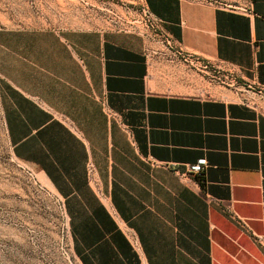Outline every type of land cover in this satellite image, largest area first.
Masks as SVG:
<instances>
[{"label":"crops","instance_id":"obj_1","mask_svg":"<svg viewBox=\"0 0 264 264\" xmlns=\"http://www.w3.org/2000/svg\"><path fill=\"white\" fill-rule=\"evenodd\" d=\"M235 2L144 0L145 33L0 29L9 143L79 264H264V0ZM216 72L261 105L206 95ZM202 158L203 183L173 171Z\"/></svg>","mask_w":264,"mask_h":264},{"label":"rangeland","instance_id":"obj_2","mask_svg":"<svg viewBox=\"0 0 264 264\" xmlns=\"http://www.w3.org/2000/svg\"><path fill=\"white\" fill-rule=\"evenodd\" d=\"M147 12L144 0H0V29L159 31ZM210 81L208 96L261 105L249 97L252 90L231 75L216 72ZM0 264H79L65 208L37 173L16 159L1 106Z\"/></svg>","mask_w":264,"mask_h":264},{"label":"built area","instance_id":"obj_3","mask_svg":"<svg viewBox=\"0 0 264 264\" xmlns=\"http://www.w3.org/2000/svg\"><path fill=\"white\" fill-rule=\"evenodd\" d=\"M204 1L206 3H212V0H201ZM233 11H238V12H243V13H250L252 12L251 6L250 4L246 3V0H236V2L234 4H232L231 6ZM148 13V17L151 20L152 27L155 28V26L157 25L158 30L160 31V23L157 19H155L154 17H152L149 13ZM155 25V26H154ZM151 29V27H149ZM153 30V29H152ZM150 163L153 165V167L158 168V167H165V168H169L168 165H164L161 162L155 161V160H151ZM209 167V162L207 159L202 158L199 159L197 161V163L189 165L186 169L185 172H180L178 169H174L173 171L181 178V179H191L194 178L197 181H199L200 183L204 182V177H205V173L206 170ZM88 178H89V182L90 185L92 186V188H94L96 191H99L100 189V182L98 180V177L96 175V170L95 167L90 164L88 167ZM262 241V239H260Z\"/></svg>","mask_w":264,"mask_h":264}]
</instances>
